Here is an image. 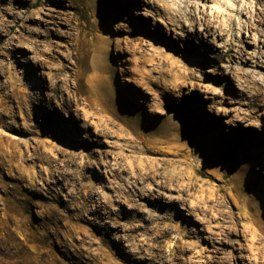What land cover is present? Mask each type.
Returning a JSON list of instances; mask_svg holds the SVG:
<instances>
[{
	"label": "rangeland",
	"instance_id": "rangeland-1",
	"mask_svg": "<svg viewBox=\"0 0 264 264\" xmlns=\"http://www.w3.org/2000/svg\"><path fill=\"white\" fill-rule=\"evenodd\" d=\"M263 3L0 0V264H264V118L234 117L255 110L242 96L264 64L233 78L237 57L196 56L210 69L224 56L228 77L200 74L205 90L170 47L203 53L201 9L226 20L236 6L226 39L264 61ZM101 52L112 100L136 108H100L86 92ZM159 53L180 68L167 74ZM234 79L251 81L242 95Z\"/></svg>",
	"mask_w": 264,
	"mask_h": 264
},
{
	"label": "bare ground",
	"instance_id": "bare-ground-1",
	"mask_svg": "<svg viewBox=\"0 0 264 264\" xmlns=\"http://www.w3.org/2000/svg\"><path fill=\"white\" fill-rule=\"evenodd\" d=\"M209 1H212V0H209ZM227 1V0H226ZM238 2V1H237ZM205 4V3H204ZM264 4V3H263ZM156 5V4H155ZM235 5H237V3H235ZM160 7V6H159ZM167 7V6H166ZM161 8V7H160ZM207 8L209 9V7H204L201 9V13L203 14L202 15V22H203V29L199 28V32L202 34L201 38L199 40H201L202 43V46L204 47V50L203 53H199V49L198 47L196 46H190V45H180L181 43L178 41V38H172L171 40V43H170V47L171 48H177V46H180L181 47V52H183L184 55L188 56L189 57V61L188 63L192 64V65H189L187 67H184V72L185 74L194 81V85L193 86H200V84H202V87L205 88V90H209L210 86L204 82L203 83H199V81H204V79L200 76V74H205V75H209L211 78L215 79L216 81H219V77H218V74L220 73V71L222 73H220L221 75H223L224 77H228V75L226 74V72L224 71L225 69V65L223 66L222 65V61H223V58L224 56L223 55H220L219 57H217V60H216V63H213V68L214 69H210L208 67V62L204 61L203 59L202 60H199V59H195L196 56H202V55H206V53L212 49H216V50H225L224 52H226V54H230V56L232 57H237L238 59L241 60V68L240 70L243 71L242 72H239L238 69H234V73H233V78L234 77H238V74L241 73L242 76H249L248 74V71L246 73V66L247 65H251L253 63L256 64V66H259V63H263L264 64V61L261 60V56H259L258 54L259 53H256L254 51V53H250L249 51L247 52L248 54L250 53V55H247L246 52L244 51V49H237L235 48V45H237L235 42L232 43L231 40H228L226 39L227 37L229 38V32L231 30H236L237 29V21L235 20V13L236 12H241L242 11H239L240 8L238 9V7H234L233 8L231 7V9H229V13H227V18L225 17L226 20L222 19L221 15H223L222 13H220V10H214L212 13L208 12ZM261 8V7H260ZM163 10V9H162ZM156 11V10H155ZM228 11V10H227ZM245 12V11H244ZM263 13V12H262ZM257 14V13H256ZM167 15V14H166ZM195 17V16H194ZM249 17V16H248ZM34 19V18H33ZM168 19V23H172L173 20L170 18V17H167ZM237 19V18H236ZM262 19V18H261ZM260 19V20H261ZM258 20V19H256ZM264 20V19H263ZM198 23L197 21H194V23H190V24H187L184 23L182 24L183 26L182 27H190V29L187 31L189 33H194L196 32V28L198 27ZM260 23V22H259ZM263 23V22H262ZM249 24V23H248ZM254 26V25H252ZM241 27V26H240ZM147 30L151 33V34H157L158 33V30L154 29V28H151V27H147ZM253 30V29H252ZM251 30V31H252ZM37 31V30H36ZM160 31V30H159ZM253 32V31H252ZM237 33V32H236ZM247 33V32H246ZM262 33V32H261ZM255 34V33H253ZM252 34V35H253ZM257 35V34H256ZM46 36V35H45ZM234 36V35H233ZM254 36V35H253ZM237 37V36H236ZM260 37V36H259ZM258 37V38H259ZM262 37L264 38V34L262 35ZM138 38H140V36H138ZM239 38V37H238ZM252 38V37H250ZM257 38V39H258ZM182 40L184 41H188L191 39V36H189L188 34H186L184 37L181 38ZM219 39L221 40H224L223 43L219 42ZM254 39V38H253ZM234 40V39H233ZM236 41H240V38L239 39H235ZM255 41H256V38H255ZM258 41V40H257ZM262 41V40H261ZM263 42V41H262ZM84 41H80V46L78 47L79 50H82L81 51V55H83V47H84ZM196 44H198V41H195ZM243 43V42H242ZM240 44V43H239ZM255 44V43H254ZM232 45V46H231ZM83 46V47H82ZM199 46V44H198ZM229 46H231V49L228 48ZM244 46V45H243ZM248 49V48H247ZM144 50V49H143ZM172 50H176V49H172ZM246 50V49H245ZM249 50V49H248ZM251 51V50H250ZM253 51V50H252ZM258 51V50H257ZM189 52H192L194 55H191V54H188ZM219 52V51H218ZM222 53V52H221ZM103 54L104 53H100L99 54V60L98 62L96 63L95 65V70H96V73L94 74V84L91 85L90 88H87L86 92L87 91H93V95H94V99H95V104L98 105L100 108H136V104L135 105H132L131 102L129 100L125 101L123 96L120 95V94H117L118 97H119V100L114 102L112 100V95H111V91H112V88L110 87L111 84H116V77L114 78V71L112 70V67L109 65V64H102L100 63V59L101 57H103ZM220 54V53H219ZM85 55V54H84ZM159 55L161 56L160 59L162 62V64H165V63H169V66H170V70L167 69L165 72H167V74H170L171 72H173L175 69L180 68V63H182V60L180 59H174L175 61H170V60H167L168 58L165 57L164 55H162V53H159ZM264 57V54L262 55ZM231 57V59H232ZM198 58V57H197ZM237 59V60H238ZM263 59V58H262ZM82 60H83V56H82ZM234 62V61H233ZM239 63V62H237ZM212 64V63H211ZM227 65V64H226ZM223 66V67H222ZM237 66V65H236ZM239 66V65H238ZM262 66V65H260ZM259 66V67H260ZM264 66V65H263ZM217 67H221L222 70H216ZM230 68V67H229ZM234 68V67H233ZM232 69V68H231ZM259 69V68H258ZM227 70V69H226ZM255 70V69H253ZM215 71V72H214ZM217 71V72H216ZM229 71V70H228ZM134 74H137L135 70L132 71ZM250 72V71H249ZM255 72V71H253ZM257 73V72H255ZM248 74V75H247ZM258 74H261V73H258ZM231 76V75H230ZM264 76V75H263ZM251 77V76H250ZM246 78V77H245ZM232 79V78H231ZM259 79V78H257ZM262 79V78H261ZM235 80V79H234ZM251 80V79H250ZM236 81V80H235ZM242 81V80H241ZM244 82H241L240 84L234 82V81H231L230 80V84L232 85V88L234 90V94H241L242 92H245L244 91V88L245 87H249L248 84L250 83L251 84V81H247V80H243ZM260 82V81H259ZM252 83L254 85H256V82L252 80ZM249 84V85H250ZM263 84V85H262ZM261 85L258 84L259 88H254L255 92H251L249 91L250 93L245 94V96H242V97H245L246 99H248V102L245 103L244 105L247 107V108H255V110L251 111L249 113H244L242 115V117H240L241 115L239 116H235V119L237 120V123L238 124H247L249 121L253 120L254 118H256V116H258V119H260L261 121L263 120L262 118H264V79H263V83ZM228 85V84H226ZM182 85H178V88H181ZM252 87V86H251ZM78 90H81L79 87H77ZM114 88V87H113ZM212 88V87H211ZM251 89V88H250ZM249 89V90H250ZM115 90V88H114ZM211 90V89H210ZM231 93V92H230ZM250 94V95H249ZM116 95V94H115ZM238 95V96H239ZM242 95V94H241ZM219 96H221V98H225V97H229L230 95H228V93L225 91L223 92H220L219 93ZM235 96V95H234ZM237 96V97H238ZM217 97V96H216ZM262 97V99H261ZM230 98V97H229ZM233 98V97H232ZM230 98V99H232ZM239 99V98H238ZM243 99V98H242ZM233 100V99H232ZM234 102V101H233ZM240 102V101H239ZM242 104V103H241ZM138 105V104H137ZM137 108H144L142 105H138ZM237 108V107H236ZM233 111V110H232ZM237 111V110H236ZM249 111V110H248ZM234 112V111H233ZM240 112V111H239ZM237 113V112H236ZM239 114V113H238ZM261 114V115H259ZM264 121V120H263ZM237 124V125H238ZM250 125V122L248 123Z\"/></svg>",
	"mask_w": 264,
	"mask_h": 264
}]
</instances>
